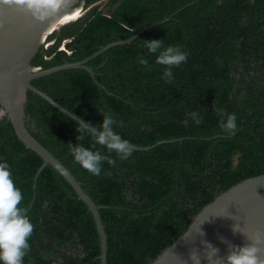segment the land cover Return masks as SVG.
<instances>
[{"label":"trees","instance_id":"1","mask_svg":"<svg viewBox=\"0 0 264 264\" xmlns=\"http://www.w3.org/2000/svg\"><path fill=\"white\" fill-rule=\"evenodd\" d=\"M84 9L48 36L33 67L84 61L155 27L90 60L94 76L67 69L32 84L92 124L102 122L100 110L112 111L123 121L116 131L136 148L123 161L111 153L115 166L104 162L99 176L88 173L68 144L93 141H78V121L33 92L27 127L103 207L108 264H152L217 197L264 175V0H85ZM150 38L188 53L170 82L165 66L142 47ZM141 54L150 68L138 62ZM215 108L235 113L234 133L221 129ZM192 112L203 116L201 123ZM0 157L11 165L24 197L20 206L34 225L23 264H102L92 212L52 166L36 182L44 161L6 116L0 118Z\"/></svg>","mask_w":264,"mask_h":264},{"label":"water","instance_id":"2","mask_svg":"<svg viewBox=\"0 0 264 264\" xmlns=\"http://www.w3.org/2000/svg\"><path fill=\"white\" fill-rule=\"evenodd\" d=\"M84 5L85 0H25L23 4L18 0H0V118L6 116L22 143L43 159L44 164L36 175V182L43 170L52 166L88 206L101 239V262L108 264V237L100 214L103 207L93 201L71 171L30 133L26 121L28 92L40 96L79 122L80 117L35 87L32 82L67 69H86L94 76L93 70L86 65L90 60L115 46L130 44L145 31L155 27V24L129 40L109 44L84 61L66 63L48 70L33 67L32 60L48 36L63 26L58 23L76 9H80L82 14L86 12ZM48 46L49 43H46L45 48ZM21 91L24 99L17 103ZM234 225H238L240 231L234 232ZM190 227L185 237L175 241L152 264H192L189 253L193 250L199 253L200 264H217L215 258H208L209 249L205 242L216 247L219 250L217 256L222 258L228 254L231 245L250 243L247 234L250 237L264 234V175L246 179L217 197L195 217Z\"/></svg>","mask_w":264,"mask_h":264},{"label":"clouds","instance_id":"3","mask_svg":"<svg viewBox=\"0 0 264 264\" xmlns=\"http://www.w3.org/2000/svg\"><path fill=\"white\" fill-rule=\"evenodd\" d=\"M25 3V0H18ZM142 47L147 53L155 55V62L164 65L163 78L170 82L174 79L173 67L187 62L188 53L180 45H164L163 39L150 38L142 40ZM50 45V43H49ZM145 68H150L147 57L139 56V61ZM23 92L18 95L17 103L23 101ZM220 115V127L223 131L234 133L237 129V118L235 113H225L222 108L214 109ZM100 112L103 120L99 125L85 121L83 118L76 123L78 141L91 139L93 143L85 146L84 143L68 144L69 151L75 163L85 169L88 173L99 176L103 169L104 162L115 166L116 159L110 154L115 153L119 160H127L134 151V145L128 139L116 131L117 127L123 126L115 113L110 110ZM192 119L199 124L203 116L192 112ZM96 145L104 146L107 153L96 148ZM21 189L16 185L11 165L6 159L0 157V264H23V258L30 248L29 238L31 237L34 225L27 215V208L22 207L23 200ZM191 227H189L185 237ZM233 231H240L238 225L233 226ZM247 238L250 243L244 245H231L230 251L225 257H218V249L205 242L209 251L208 258H215L217 264H264V234H256ZM189 260L192 264H200L201 257L196 250L189 253Z\"/></svg>","mask_w":264,"mask_h":264},{"label":"bare ground","instance_id":"4","mask_svg":"<svg viewBox=\"0 0 264 264\" xmlns=\"http://www.w3.org/2000/svg\"><path fill=\"white\" fill-rule=\"evenodd\" d=\"M81 16H82V12H80V9H76V10L72 11L71 13H69L67 16H65L58 24L59 25H64V24L76 21ZM51 33L49 32L48 34H51ZM50 44H52V43L50 42Z\"/></svg>","mask_w":264,"mask_h":264},{"label":"rangeland","instance_id":"5","mask_svg":"<svg viewBox=\"0 0 264 264\" xmlns=\"http://www.w3.org/2000/svg\"><path fill=\"white\" fill-rule=\"evenodd\" d=\"M84 13H85V12H83V14H82V15H84ZM51 43H53V42H51ZM50 45H51V44H50Z\"/></svg>","mask_w":264,"mask_h":264}]
</instances>
